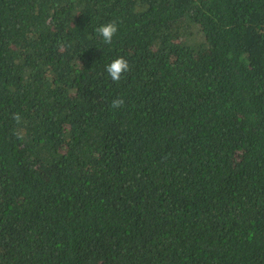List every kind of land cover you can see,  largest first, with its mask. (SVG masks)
<instances>
[{
	"label": "trees",
	"instance_id": "1",
	"mask_svg": "<svg viewBox=\"0 0 264 264\" xmlns=\"http://www.w3.org/2000/svg\"><path fill=\"white\" fill-rule=\"evenodd\" d=\"M0 264H264V0H0Z\"/></svg>",
	"mask_w": 264,
	"mask_h": 264
},
{
	"label": "clouds",
	"instance_id": "2",
	"mask_svg": "<svg viewBox=\"0 0 264 264\" xmlns=\"http://www.w3.org/2000/svg\"><path fill=\"white\" fill-rule=\"evenodd\" d=\"M95 33L98 38L102 40L105 45H111L113 43V38L118 33L117 23L114 21L107 22L100 25L95 29ZM130 65L127 59L119 57L114 59L110 64L105 67V71L110 79L114 83H119L122 76L130 71ZM125 105V101L122 98L114 99L111 103V108L118 109ZM13 119L17 122H21V116L17 113L14 114Z\"/></svg>",
	"mask_w": 264,
	"mask_h": 264
}]
</instances>
